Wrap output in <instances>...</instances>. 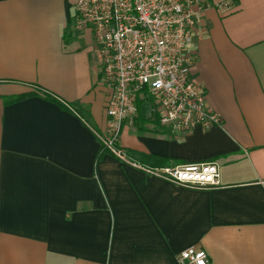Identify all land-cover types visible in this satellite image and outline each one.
I'll return each mask as SVG.
<instances>
[{
  "label": "crops",
  "instance_id": "obj_1",
  "mask_svg": "<svg viewBox=\"0 0 264 264\" xmlns=\"http://www.w3.org/2000/svg\"><path fill=\"white\" fill-rule=\"evenodd\" d=\"M74 2L0 0V264H264V0H199L192 76L220 126L178 133L144 103L150 130L120 137L162 167L217 162L211 190L98 159L112 91Z\"/></svg>",
  "mask_w": 264,
  "mask_h": 264
},
{
  "label": "built area",
  "instance_id": "obj_2",
  "mask_svg": "<svg viewBox=\"0 0 264 264\" xmlns=\"http://www.w3.org/2000/svg\"><path fill=\"white\" fill-rule=\"evenodd\" d=\"M71 28L91 31L102 62L103 80L112 91L107 124L97 133L101 147L116 159L145 173L197 190L221 187L217 162L175 167H151L130 159L120 145L126 123L148 104L151 117L178 133L222 124L206 101L205 87L196 82L190 53L195 18L203 11L199 0H75ZM179 264H212L201 249L189 248Z\"/></svg>",
  "mask_w": 264,
  "mask_h": 264
},
{
  "label": "trees",
  "instance_id": "obj_3",
  "mask_svg": "<svg viewBox=\"0 0 264 264\" xmlns=\"http://www.w3.org/2000/svg\"><path fill=\"white\" fill-rule=\"evenodd\" d=\"M43 93L47 96L48 99L54 100V98L51 94L45 93V92H43ZM28 96H30V95H23V96L16 97L15 99L12 100V102L27 98ZM142 104H143L142 102L138 103L139 110H138L137 116L134 119V124L137 126V128L139 130L149 131L150 129L147 128V124L150 122V120L142 115V111H141V105ZM125 151H126L128 157L130 159H132L133 161H136L138 163L147 165V166L162 167V166H165L167 164L166 159H162V158L154 156V155H146V154L131 151V150H125ZM104 153H106V150L103 149V147H102L98 159H100Z\"/></svg>",
  "mask_w": 264,
  "mask_h": 264
},
{
  "label": "rangeland",
  "instance_id": "obj_4",
  "mask_svg": "<svg viewBox=\"0 0 264 264\" xmlns=\"http://www.w3.org/2000/svg\"><path fill=\"white\" fill-rule=\"evenodd\" d=\"M150 106L149 105H144V108H143V110H144V112L146 113L147 111H149L150 110Z\"/></svg>",
  "mask_w": 264,
  "mask_h": 264
}]
</instances>
